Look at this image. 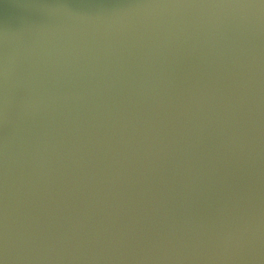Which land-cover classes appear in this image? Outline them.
<instances>
[{
    "label": "water",
    "instance_id": "obj_1",
    "mask_svg": "<svg viewBox=\"0 0 264 264\" xmlns=\"http://www.w3.org/2000/svg\"><path fill=\"white\" fill-rule=\"evenodd\" d=\"M0 264H264V0H0Z\"/></svg>",
    "mask_w": 264,
    "mask_h": 264
}]
</instances>
